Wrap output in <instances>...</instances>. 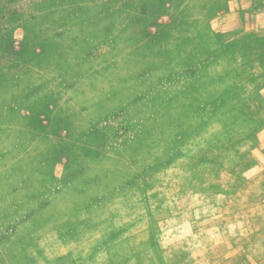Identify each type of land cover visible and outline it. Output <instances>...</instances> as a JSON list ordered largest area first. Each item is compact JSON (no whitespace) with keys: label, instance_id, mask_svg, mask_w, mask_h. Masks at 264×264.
Here are the masks:
<instances>
[{"label":"rangeland","instance_id":"rangeland-1","mask_svg":"<svg viewBox=\"0 0 264 264\" xmlns=\"http://www.w3.org/2000/svg\"><path fill=\"white\" fill-rule=\"evenodd\" d=\"M0 264H264V0H0Z\"/></svg>","mask_w":264,"mask_h":264}]
</instances>
